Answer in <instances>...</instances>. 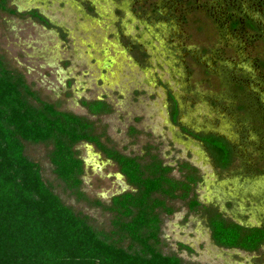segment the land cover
<instances>
[{"label":"rangeland","instance_id":"374dc122","mask_svg":"<svg viewBox=\"0 0 264 264\" xmlns=\"http://www.w3.org/2000/svg\"><path fill=\"white\" fill-rule=\"evenodd\" d=\"M240 1L243 10L253 9L264 31V3L257 12L256 1ZM168 2L172 11L162 6ZM207 2L210 16L202 5ZM229 5L216 0H6L14 12L0 8V58L35 93L31 102L35 95L85 116L108 147L142 163L158 160L169 166L171 178L183 181L194 170L186 197L180 187L173 195H153L164 203L155 209L161 220L159 248L184 264H264V243L256 251L221 247L208 224L209 216L219 213L264 225V147L252 145L260 144L264 128L252 116L243 119L242 102L233 95H252L256 109L264 103V35L245 23L243 13L235 17L242 35L236 29L223 36L219 24L232 8L238 10ZM222 70H228L226 76ZM97 98L110 105V112L89 113L82 102ZM206 132L223 135L234 147L226 169L214 165L201 139ZM25 144V153L65 204L87 214L96 228H113V213L90 204L135 191L113 160L94 143L75 145L84 163L85 200L58 185L50 145ZM184 163L189 167L182 168ZM194 196L199 205L189 207Z\"/></svg>","mask_w":264,"mask_h":264},{"label":"trees","instance_id":"16d2710c","mask_svg":"<svg viewBox=\"0 0 264 264\" xmlns=\"http://www.w3.org/2000/svg\"><path fill=\"white\" fill-rule=\"evenodd\" d=\"M254 1L258 12L264 0ZM168 3L162 6L172 11L174 5ZM221 3L238 8L236 12L232 8L225 16L226 20L219 24L223 36L227 30L239 29L242 23L235 17L244 13L245 23L261 32L262 38L264 31L259 20L252 16L250 5L248 11L243 10L240 0H216L219 6ZM202 5L210 16V3ZM0 8L14 12L6 7V0H0ZM156 11L161 16L159 10ZM31 13L43 20L36 10ZM222 73L226 76L228 70H222ZM240 87L245 92L244 86ZM33 94L22 75L7 68L0 58V264H184L180 256L164 254L159 248L161 220L155 209L163 207L164 203L153 195H173L180 187L184 190L180 196L186 197L191 189L190 182H195L194 170L188 171L183 181L171 178L166 174L169 166L158 160L142 163L138 156L108 147L100 141L91 120L59 110L55 103L35 95V101L31 102ZM233 95L242 102L239 108L245 110L243 119L254 117L264 128V103L261 102L260 109H256L252 95L240 92ZM82 103L91 115L108 113L111 109L100 98ZM201 139L214 165L226 169L234 158V147L223 135L215 132H206ZM81 141L94 143L119 166L127 183L135 187V191L113 195L106 204L99 200L90 201V204L113 213V228L109 231L96 228L87 214L65 204L53 185L43 177L38 162L25 153V143L50 145L48 157L52 172L59 180L58 185L64 191L89 200L80 189L83 159L74 149ZM245 143L248 140L245 139ZM252 145L264 147V138L260 144L256 141ZM260 156L264 158L263 153ZM188 204L195 207L199 200L191 197ZM165 210L171 211L169 207ZM211 216L208 224L215 244L256 251L264 243L263 224L247 225L228 220L219 213ZM126 240L128 243L124 244ZM183 247L189 249L185 244Z\"/></svg>","mask_w":264,"mask_h":264},{"label":"crops","instance_id":"0c3cea01","mask_svg":"<svg viewBox=\"0 0 264 264\" xmlns=\"http://www.w3.org/2000/svg\"><path fill=\"white\" fill-rule=\"evenodd\" d=\"M101 99V98H100Z\"/></svg>","mask_w":264,"mask_h":264}]
</instances>
